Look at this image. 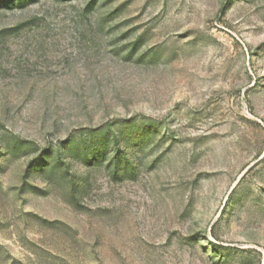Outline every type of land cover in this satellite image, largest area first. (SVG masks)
I'll return each instance as SVG.
<instances>
[{
  "label": "rangeland",
  "instance_id": "obj_1",
  "mask_svg": "<svg viewBox=\"0 0 264 264\" xmlns=\"http://www.w3.org/2000/svg\"><path fill=\"white\" fill-rule=\"evenodd\" d=\"M0 264H264V0H0Z\"/></svg>",
  "mask_w": 264,
  "mask_h": 264
}]
</instances>
